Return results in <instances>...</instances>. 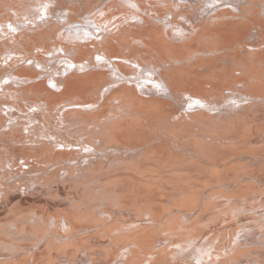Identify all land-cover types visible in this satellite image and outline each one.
I'll list each match as a JSON object with an SVG mask.
<instances>
[{
	"label": "bare ground",
	"instance_id": "1",
	"mask_svg": "<svg viewBox=\"0 0 264 264\" xmlns=\"http://www.w3.org/2000/svg\"><path fill=\"white\" fill-rule=\"evenodd\" d=\"M132 1L0 0V264H264V0Z\"/></svg>",
	"mask_w": 264,
	"mask_h": 264
},
{
	"label": "rangeland",
	"instance_id": "2",
	"mask_svg": "<svg viewBox=\"0 0 264 264\" xmlns=\"http://www.w3.org/2000/svg\"><path fill=\"white\" fill-rule=\"evenodd\" d=\"M36 2H34V0H30V2H34V3H37V0H35ZM47 1V2H46ZM45 2L47 3V4H45V2H44V0H43V2H42V0L40 1H38V2H40V3H37L38 4V6H35V9H38L40 12H43V13H45L46 11H48V10H50V5L49 4H54L55 2H56V0H54V1H51V0H46ZM48 1H49V3H48ZM96 0H90V2L88 3L86 0H83V5H84V3H85V6H82V7H77L76 5H77V3H76V1H74V0H72V2H70L71 3V7H70V3L69 2H67V5H66V3H63V5L61 6V9L59 8L58 10L59 11H61V10H67L69 7V9L67 10V11H70V10H72V11H74V13L76 14V16H80V18H83V19H86L87 18V16H89L90 14L92 15L93 13H95V14H100L103 10H104V5L107 3V1H109V0H100V1H96ZM111 1V0H110ZM42 2V3H41ZM51 2V3H50ZM96 3V4H95ZM130 3H133V1L132 0H130ZM36 4V5H37ZM43 4L44 6H41V5ZM95 4V5H94ZM35 5V4H34ZM47 7H46V6ZM66 5V6H65ZM39 6H40V8H39ZM76 6V7H75ZM98 6V7H97ZM44 8V9H43ZM92 8V10H90ZM47 9V10H46ZM42 10V11H41ZM45 10V11H44ZM55 10H57V9H52L51 11H55ZM98 13H97V12ZM79 12V13H78ZM90 13V14H89ZM90 15V16H91ZM84 16V17H83ZM129 47V49H131V46H128ZM127 46H125V48H128ZM34 51V52H33ZM35 53V50H31V51H29V53ZM30 53V54H31ZM59 54H61V52L59 53ZM72 54V53H71ZM74 54H72V56H70V54L68 55V56H70V57H75V55L73 56ZM76 58V57H75ZM41 94H44V95H46V93L45 92H40ZM33 94V92H27V93H25L24 95H23V97H16L15 99H16V101H15V104L16 103H18V104H23V99H26V98H29L31 95ZM29 96V97H28ZM46 102V101H45ZM42 104H45V103H43L42 102ZM40 130V131H39ZM39 130H35L33 133H34V136H37V137H39V135H41V134H43V132H41V130H43V127H41ZM56 131V129L54 130H52V132H55ZM47 134V132H45V134L44 135H46ZM41 137V136H40ZM66 138L68 139V140H71V141H73V139H69L68 138V136H66ZM41 142H42V140H41ZM38 144H40V142H38ZM26 190H24L23 192H25ZM22 192V191H21ZM23 194V193H22ZM25 194V193H24ZM28 219H29V217H28ZM27 219V220H28ZM32 234H26V236L28 237H30ZM37 235V237H38V239L40 240H43L42 241V243H44V242H46L47 240L49 241V240H51V239H54V238H51V237H55V238H57L56 236H54V235H52V234H50V235H48V234H46L45 232H41V231H39V233H37L36 234ZM47 235V236H46ZM61 241H63V244L65 243L64 242V240H61Z\"/></svg>",
	"mask_w": 264,
	"mask_h": 264
}]
</instances>
